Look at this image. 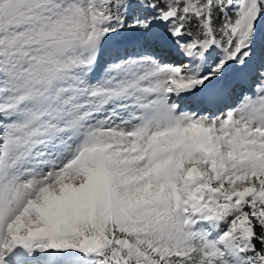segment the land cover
Returning a JSON list of instances; mask_svg holds the SVG:
<instances>
[{
    "label": "snow or ice",
    "instance_id": "6c2138e0",
    "mask_svg": "<svg viewBox=\"0 0 264 264\" xmlns=\"http://www.w3.org/2000/svg\"><path fill=\"white\" fill-rule=\"evenodd\" d=\"M0 264H264V0H0Z\"/></svg>",
    "mask_w": 264,
    "mask_h": 264
}]
</instances>
